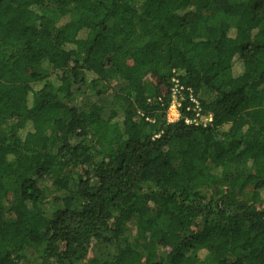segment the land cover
Instances as JSON below:
<instances>
[{"label":"trees","instance_id":"trees-1","mask_svg":"<svg viewBox=\"0 0 264 264\" xmlns=\"http://www.w3.org/2000/svg\"><path fill=\"white\" fill-rule=\"evenodd\" d=\"M0 264H264V0H0Z\"/></svg>","mask_w":264,"mask_h":264},{"label":"built area","instance_id":"built-area-1","mask_svg":"<svg viewBox=\"0 0 264 264\" xmlns=\"http://www.w3.org/2000/svg\"><path fill=\"white\" fill-rule=\"evenodd\" d=\"M174 82V87L172 89V93H173V103L174 102H177L178 104V107L180 106V100L184 98V94L183 92L185 91V88L180 84V82L176 79L173 80ZM187 92H189L190 96L189 98L191 99V101L194 103L195 107H194V111L196 112V118L195 119H198L200 118V108H199V103L196 101V99L193 97L191 91L189 89H186ZM172 103V105H173ZM204 119V118H203ZM206 120H209V122L211 121L210 118H205ZM202 120H200V123H201ZM208 122V123H209ZM191 123V122H190ZM195 123V121L193 122Z\"/></svg>","mask_w":264,"mask_h":264},{"label":"rangeland","instance_id":"rangeland-1","mask_svg":"<svg viewBox=\"0 0 264 264\" xmlns=\"http://www.w3.org/2000/svg\"><path fill=\"white\" fill-rule=\"evenodd\" d=\"M106 99L108 101L114 103L113 102V99H114L113 94L108 95L106 97ZM177 104H178L177 102H174L173 105L171 106V108L168 111V121L169 122H174V121H177L179 119L180 114H179V107H178ZM208 122H209V120H206V119H202V121H201V123H204V124H208ZM103 252L107 253L108 249L106 247H101L100 249H96L95 248V250H94V252H92L90 258L91 259L94 258V257L98 258V255L101 256L103 254Z\"/></svg>","mask_w":264,"mask_h":264}]
</instances>
